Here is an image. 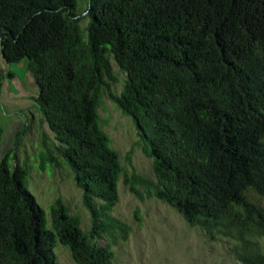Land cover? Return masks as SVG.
I'll return each mask as SVG.
<instances>
[{"label": "trees", "instance_id": "obj_1", "mask_svg": "<svg viewBox=\"0 0 264 264\" xmlns=\"http://www.w3.org/2000/svg\"><path fill=\"white\" fill-rule=\"evenodd\" d=\"M0 57L25 63L52 134L41 131L44 160L66 164L90 217L82 232L57 198L46 228L4 152L0 264H57L56 244L73 264L112 263L96 241L125 239L128 227L108 216L122 168L98 125L103 95L148 144L152 178L123 174L130 193L232 238L236 264H264L248 239H264V0H0ZM110 61L125 78L119 95Z\"/></svg>", "mask_w": 264, "mask_h": 264}, {"label": "rangeland", "instance_id": "obj_2", "mask_svg": "<svg viewBox=\"0 0 264 264\" xmlns=\"http://www.w3.org/2000/svg\"><path fill=\"white\" fill-rule=\"evenodd\" d=\"M76 8L82 11L84 2L78 1ZM84 24L82 20L81 27ZM82 34L84 37L83 31ZM110 64L116 79L110 88L119 95L125 78L112 61ZM36 95L25 63L5 64L0 57V157L10 150L9 168L16 164L25 171L24 186L43 211L46 228L49 207L59 198L68 214L79 218L80 229L86 232L90 227L89 213L81 204V191L75 187L70 170L62 160L56 166L44 160L41 131L51 140L52 134L45 124L38 122L40 116L32 102ZM97 115L98 125L122 168L116 185L118 201L108 216L128 227L125 239L117 236L114 242L106 238L96 241L98 246H109L113 253L111 264H236L233 247L238 244L232 238L207 237L199 229L189 227L176 211L162 202L144 194L138 199L130 193L123 183V174L152 178L151 159L145 154L148 144L132 120L122 115L104 95ZM138 191L143 192L142 188ZM248 239L264 254L263 238ZM53 254L57 264H73L61 245H55Z\"/></svg>", "mask_w": 264, "mask_h": 264}, {"label": "crops", "instance_id": "obj_3", "mask_svg": "<svg viewBox=\"0 0 264 264\" xmlns=\"http://www.w3.org/2000/svg\"><path fill=\"white\" fill-rule=\"evenodd\" d=\"M13 77V76H12Z\"/></svg>", "mask_w": 264, "mask_h": 264}]
</instances>
